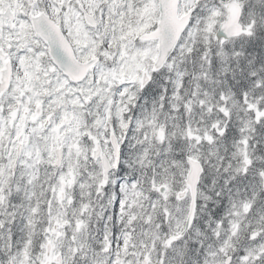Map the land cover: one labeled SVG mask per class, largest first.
<instances>
[{"label": "snow or ice", "instance_id": "obj_1", "mask_svg": "<svg viewBox=\"0 0 264 264\" xmlns=\"http://www.w3.org/2000/svg\"><path fill=\"white\" fill-rule=\"evenodd\" d=\"M0 264H264V0H0Z\"/></svg>", "mask_w": 264, "mask_h": 264}]
</instances>
